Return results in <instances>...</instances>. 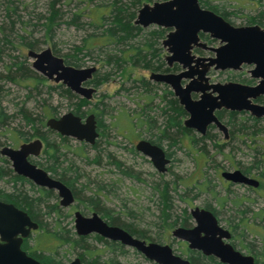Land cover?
Segmentation results:
<instances>
[{
  "label": "rangeland",
  "instance_id": "374dc122",
  "mask_svg": "<svg viewBox=\"0 0 264 264\" xmlns=\"http://www.w3.org/2000/svg\"><path fill=\"white\" fill-rule=\"evenodd\" d=\"M112 1L0 0V73L3 75L7 73L5 66L11 61H22L24 67L29 69L25 70L28 75L34 74L35 77L38 75L46 80L34 86L31 81L26 83L21 79L26 75L21 71V75L18 73L15 75L20 79L19 83L9 79L0 81L4 90L2 107L8 115H13L6 125L0 128V148L3 146L16 148L27 142L18 133H25L26 136L31 132L18 114L19 108H24L28 114L40 121H46L47 118L43 117V113L45 115L48 108L53 110L50 115L54 112L56 113L54 117H58L69 112L72 103L76 102L74 97L68 98L63 93V89L66 88L64 85H58L60 83H54L32 69V59L27 56L29 49L41 51L49 47L54 55L63 60L79 63L78 66L73 65L76 68L94 66L96 67L94 75H109L105 83L95 87L96 93L82 108L86 112L91 109L96 112L102 110L101 118L108 127L98 138L96 148L67 137L64 143L70 150L62 151L64 153L63 166L81 174L74 182L76 201L69 208H60L59 211L58 207V212L55 208L48 210L46 206H41L36 213V218L42 223V230L49 232L58 230L68 235L70 239H75L77 235L74 230L73 212L75 209L81 210L88 216L91 212H98L92 209L90 197H93L99 200V206L110 210L114 216L120 218V221L132 224L135 230L143 231L149 237L146 241L168 244L172 250L180 252L185 247L184 243L171 235L172 229L178 224L165 230L164 216L161 213L160 190L162 191L167 185L170 205L167 218L169 222L176 218L180 220L194 207L202 208L208 205L216 211L222 224L229 221L234 224L240 222L235 227L234 241L239 251L245 254H249V250L260 252L264 249V181L257 189L259 195L243 185L226 186L220 174L222 171L242 170L247 166H252L249 174L264 180V131L250 136L251 132L245 135L237 130L238 128L233 129V126L226 124L230 136L227 139L214 126L207 130L206 138L200 139L202 135L189 129L190 133L179 134L178 137L182 140L178 138L176 145H169L168 140H162L161 146L169 153L170 162L166 172L158 173L149 158L134 148L140 138L155 139L157 130L156 127L151 126L152 121H155L157 126L162 122L158 112L159 106L163 104L160 102V96L171 97L169 95V92H172L171 88L166 84L150 80L149 74L151 72H179L181 68L174 63L173 67L177 66V68L166 69L164 58L167 53L162 46V40L169 29H166L161 39H157L155 45L158 49L159 60L163 62L159 71L129 63L122 65L123 70L122 66L117 68L113 63L106 64L103 61V53L111 54L116 51L111 44L103 47L95 45L92 49L82 47L81 50H77L78 47L87 44L90 37L101 36L102 32L110 26L111 16L109 14ZM208 1L234 13L227 17L234 25H249L248 16L261 9L257 0ZM52 2L56 16L53 24L47 26L50 16L49 5ZM144 3H152V1L136 3L132 8L133 12L136 11L137 14L138 9ZM97 8L106 13L103 20H99L98 16H95L96 13L88 14L89 9L91 11ZM133 21L131 20V23ZM158 28L155 25L143 28L136 39L132 40L141 41L142 36L145 38L144 34L152 33ZM5 38L8 39L6 43L3 42ZM29 42L34 46L28 47L25 43ZM192 53L200 55L193 51ZM250 68L246 66L242 71H216L210 74V78L221 83L244 82L249 78ZM142 78L147 82L144 86H141L139 82ZM89 86L94 87L92 84ZM249 116L252 117L248 112H244V114L236 115V119L241 122H250L247 119ZM186 117L187 114L182 117V120ZM224 120L228 121L225 116ZM256 128L264 130V118L259 120ZM41 130L46 132L43 128ZM56 134L54 131L46 133L49 140L59 142ZM191 136L198 139L197 146L192 148L189 142ZM33 139L35 138H30L29 141ZM200 145L203 146V151L198 150ZM41 154L42 151L39 156L33 158L35 163H43ZM108 155L122 165L118 168L110 161L112 159ZM97 156H99V163H93L92 160ZM260 159L261 163L256 167L254 163ZM0 165L8 174V169H11L10 162L6 164L0 161ZM39 166L42 168L41 165ZM7 174L0 180V189L4 192L11 190L10 177L13 173ZM17 186L29 195L38 196L40 194L38 187L28 181L18 182ZM46 201L50 206L58 204V199L55 198ZM99 214L101 215V211ZM188 221L193 223L191 218ZM39 232L41 230L38 229L32 232L29 245L38 251L43 250L45 254L53 252L56 260H60L61 264L68 263L83 250L79 245L70 247L68 243L54 250L55 244L52 241H41V245H38L35 243V238ZM80 244L84 248L87 247L99 253L100 264L111 257L115 258L119 264H154L142 253L130 247L123 246L124 252L111 253L107 247L93 237H87ZM90 259L85 256V260ZM261 261L259 257L258 262ZM210 264L214 263L210 262Z\"/></svg>",
  "mask_w": 264,
  "mask_h": 264
},
{
  "label": "water",
  "instance_id": "95a60500",
  "mask_svg": "<svg viewBox=\"0 0 264 264\" xmlns=\"http://www.w3.org/2000/svg\"><path fill=\"white\" fill-rule=\"evenodd\" d=\"M134 24L146 28L151 25L169 29L162 46L166 50L168 67L174 63L179 72H151L149 79L168 85L187 117L183 125L187 129L204 135L210 125H214L228 138L227 126L218 119L215 111L224 109L248 112L254 118H264V104L255 100L264 96V27L257 24L233 26L210 9L200 6L198 0H162L144 3L138 9ZM199 32L207 33L219 41L216 47L207 46L199 38ZM193 47L208 50L213 55L205 57L192 53ZM32 59L31 67L48 80L61 83L72 93L88 100L96 89L85 83L92 77L96 67L76 68L52 53L49 47L41 51L28 50ZM242 65H253L249 70L254 85L227 81L209 82V71L238 70ZM183 81H186L183 83ZM198 94L193 98L192 94ZM45 125L61 136L71 137L93 145L98 137L93 114L84 119L69 111L59 117H49ZM43 147L39 138L24 142L18 148L2 147L0 155L11 161L13 171L39 187L57 191L59 204L67 206L74 200L72 190L42 169L28 161L29 156H37ZM135 149L150 159L159 173L166 171L169 158L164 149L141 139ZM221 177L233 184L249 187L258 186V181L239 169L222 171ZM190 216L195 224L191 228L176 226L171 235L184 240L188 247L212 255L225 264H254L251 254H245L232 247L225 239L230 238L227 229L221 227L213 213L205 208L194 207ZM38 224L29 215L10 203L0 201V264H47L26 254L20 247L22 238L28 236ZM74 230L78 236L91 233L110 241L119 242L143 254L156 264H193L188 259L173 253L168 244H160L139 239L124 228L110 225L96 212L85 216L74 212ZM66 264H85L74 257Z\"/></svg>",
  "mask_w": 264,
  "mask_h": 264
},
{
  "label": "trees",
  "instance_id": "16d2710c",
  "mask_svg": "<svg viewBox=\"0 0 264 264\" xmlns=\"http://www.w3.org/2000/svg\"><path fill=\"white\" fill-rule=\"evenodd\" d=\"M141 1H162V0H113L112 1V7L110 10V26L106 28L101 36H93L90 37L87 40V44H84L80 47H78L77 50H81L82 47L86 49H92L97 45L98 47H103L105 45H113V47L116 48V51H114L111 54L103 53L104 54V62L106 64L113 63L117 68L121 67L122 65H125L127 63L131 65H142L144 68L151 69L153 71H159L161 70V66L163 65V62L159 60V54L158 49L155 47L157 39H161L164 36V33L166 32L165 28L159 27L157 30H154L152 33L144 34L145 38L143 36L141 37V41L132 40L136 39L139 32L143 29L141 26L134 24L133 19L136 16V11L133 12L132 8L136 3H140ZM201 7L210 9L216 14L222 16L225 19H228L227 17L234 14L232 12L227 11L223 6L220 8L217 5L211 4L208 0H198ZM257 3L259 6H261V9L257 10V12L253 15L248 16L247 23L248 24H257L261 27H264V3H262V0H257ZM49 13L50 16L48 18L47 26H50L53 24V20L56 16V11L54 9L53 2L49 5ZM88 13L89 15L91 13H96L95 16H98L97 18L99 20H103L104 15L106 13L101 12L99 8L95 10L89 9ZM131 20L133 23H131ZM158 27V26H157ZM49 33V32H48ZM11 36V35H10ZM141 36V35H140ZM9 38V36L7 37ZM85 40V41H86ZM8 39H4L3 42H7ZM28 47H33L34 44L31 42L25 43ZM1 51V48H0ZM53 51L55 49L53 48ZM66 64L78 66L79 63H73L70 61L64 60ZM6 68V74L3 75L0 73V81L4 79H9L13 82H20V79L16 77L15 75L18 73L21 75V71L25 72V70H29L27 67H24V62L22 61H11ZM174 68H177V66H174ZM121 69H124V66L121 67ZM171 69V68H166ZM167 71V70H166ZM26 75L22 77L26 83H30V81L33 83L34 86H36L38 83H44L46 80L40 76H34V74H29L25 72ZM97 74H93L92 77L87 81V85H93L94 87H98L99 85L105 83L108 80L109 75L103 74L101 76H96ZM141 86H144V84H147L145 80L142 78L140 81ZM61 85V84H58ZM51 88V87H50ZM146 88V87H145ZM3 87L0 84V128H2L4 125L7 124L9 119L13 117V115H8L4 108L2 107V97H3ZM63 93L68 97H74L76 102L72 103V108L70 111H72L74 114H77L81 117H84L86 113L92 112L95 114L97 118L98 126L101 130L100 135H102V132L107 129L106 123L101 118V115L103 114V111L100 110L99 112L96 110H88L87 112L84 111L82 108L85 107L89 101L73 94L68 88L63 89ZM169 95L171 97L167 98L166 95L160 96V102L163 103L162 106H159V114L162 119V122L156 125L155 121H152V128L156 127L157 134H155V139H149L152 143H155L157 145L161 146L162 140H168L169 145H176L178 138L182 140L181 137H178L180 133L185 135L186 133H190V130L185 128L183 125L182 117L186 115V112L183 110L182 106L179 105L177 98L173 96L172 92H169ZM29 96V95H28ZM257 101H260L261 103H264V97H259ZM147 104L146 102L144 103ZM51 111H53L51 108L46 110V113L43 117L49 118L52 116H55L56 113L53 112V114L50 115ZM18 114L20 115L21 119L24 121V125H26L30 129V133L26 134V136L22 132H18L19 135L22 136L23 140L29 141L30 138H39L43 144L42 148V154L41 159H43V163L39 162L38 165H41L44 170L50 173V175L56 179H59L64 184H66L69 188L73 190L74 195L76 196V191L74 190V182L78 180V178L81 176V174L77 173L76 170H71V168L67 166H63V150L69 151L70 148L65 145V141L67 140V137L61 136L56 134V136L59 138V142L51 141L48 139L46 133L51 132L46 125L45 120L40 121L35 117H32L30 114L24 110V108L18 109ZM215 114L217 117L223 121V123L227 125H231V127L238 128L241 133L248 135L250 132V136L257 135L260 131H264L263 129L259 128L257 129V123L261 118H254V117H248L247 119L250 122H241L236 119V115L244 114V112H236V111H228V110H219L216 111ZM224 116L228 121L224 120ZM149 119V118H148ZM41 128L45 129L46 132L42 131ZM256 128V129H253ZM55 133V132H54ZM206 134V133H205ZM204 134V135H205ZM202 135L200 139L206 138V135ZM198 139H195L194 137H189L190 147L197 146ZM202 141V140H201ZM203 145V141L201 142ZM200 145L198 147L199 151H203V146ZM216 145V144H215ZM92 148H96V143L92 146ZM81 149V147H80ZM77 153V152H76ZM99 156L97 158L93 159V163H99ZM112 163H114L118 168L122 165L120 162L114 160L110 155H108ZM63 158V159H62ZM0 161L7 164V160L3 157H0ZM263 161V160H262ZM261 163V159L255 161L254 165L258 167V165ZM252 166H247L246 168H243L241 171L245 174H249L251 171ZM11 173V169H8V174ZM7 172L5 168L0 165V180L3 179ZM7 174V175H8ZM11 178V190L9 192L5 193V196L3 197L4 200H11L14 202L17 206L24 209L28 212V214L32 218H36V213L39 210L41 206H46V208L53 209L57 206V204H53V206H50L47 204V201L45 200V197L50 195V191L38 189L40 191L41 195L35 196L29 195L26 191H24L22 188L18 187V182L21 181H27L26 179L16 176L12 174ZM168 188L167 185L164 186V189L160 190V202L162 205L161 213L162 216H164L163 222L166 225L165 230L170 228L174 225H180L184 226L187 224L188 219L190 218V214H184V217L180 220L173 219L170 222L168 221V209L170 208V205L168 203ZM95 195V194H94ZM44 196V197H43ZM77 197V196H76ZM75 197V198H76ZM91 205L93 210H97L99 213L101 211V217L110 225H117L125 230H127L131 235L144 240H149V237L145 235V233L141 230H135L132 227V224L125 223L123 221H120V218L118 216H114L110 210H106V208L99 206V200L97 198H91ZM222 203V202H220ZM238 203V202H237ZM205 208L211 209L213 212L215 210L208 205L205 206ZM56 211V210H55ZM97 212V213H98ZM130 214V213H129ZM126 215L127 212H126ZM242 222V221H241ZM240 223V222H239ZM239 223H235V226H238ZM39 232L36 235V242L38 245H41V241H52L54 245V250L57 247V244L59 242V246L68 243L70 244V247H76L79 245V247L83 248L82 252L78 253V257L82 262L85 264H100V254L90 250L89 248H84L80 243L85 241L88 236H77L75 239H70L68 235L62 234L60 231L55 230L52 232L42 230L41 227H39ZM241 233H243L241 231ZM97 239L101 240V237L94 236ZM107 249L114 253L116 251L124 252V247L120 245L119 243L115 242H108L106 244ZM24 248L26 249L27 253L34 257L35 259L39 260L40 262L48 263V264H61V261L56 260L54 257V253L45 254L43 253V250H37L32 248L28 245V241L25 242ZM250 254L251 252L249 250ZM56 253V252H55ZM256 257V264H264V249H261L260 252H255ZM85 256L91 258L90 260H85ZM262 260L261 262H258V259ZM207 263V262H206ZM101 264H119L115 258H109L106 261H103ZM155 264V263H154ZM205 264V263H200ZM210 264V263H207Z\"/></svg>",
  "mask_w": 264,
  "mask_h": 264
},
{
  "label": "flooded vegetation",
  "instance_id": "af4514ba",
  "mask_svg": "<svg viewBox=\"0 0 264 264\" xmlns=\"http://www.w3.org/2000/svg\"><path fill=\"white\" fill-rule=\"evenodd\" d=\"M222 17V16H221ZM225 19V18H224ZM229 24H231V25H233V26H241V25H234L231 21H229L228 19H225ZM199 38H200V40L201 41H203V42H205L206 43V45L207 46H211V47H216V46H218L219 45V41L218 40H215V39H213V38H211L210 36H209V34H207V33H203V32H199ZM51 49V48H50ZM29 50H32V49H29ZM34 51V50H33ZM192 51L193 52H196V53H198V54H200L199 56H205V57H208V56H211V55H213V53L211 52V51H208V50H204V49H200V48H198V47H193V49H192ZM38 52V51H37ZM164 60H165V58H164ZM166 62V61H165ZM167 65V64H166ZM246 66H250L251 68H252V66L253 65H242L241 66V68L240 69H238V70H216V71H219V72H223V71H242L243 70V68H245ZM167 68H174L173 67V65L171 66V67H168L167 66ZM250 68V69H251ZM249 69V70H250ZM249 70H248V72H249ZM216 71H213V70H210L209 71V73H208V75H209V77H210V74H212V72L214 73V72H216ZM95 73V72H94ZM93 73V74H94ZM257 79H255V78H252L251 77V75H250V72H249V78L246 80V81H234V82H239V83H244V84H248V85H254V84H256L257 83ZM184 82H186V81H183V83ZM209 82H217V81H213L211 78L209 79ZM227 82V81H226ZM223 83V82H222ZM86 85H87V82L85 83ZM87 86H89V85H87ZM95 88V87H94ZM96 89V88H95ZM96 91H97V89H96ZM96 91H95V93H96ZM95 93H93V95L95 94ZM173 93V92H172ZM93 95H92V97H93ZM198 94H195V93H193L192 94V97H198L197 96ZM174 96V95H173ZM91 97V98H92ZM175 97V96H174ZM260 97H264V96H260ZM91 98L90 99H88V101H90L91 100ZM259 98V97H258ZM257 98V99H258ZM256 99V100H257ZM255 100V101H256ZM257 102V101H256ZM220 110H224V109H220ZM217 111H219V110H217ZM229 111V110H228ZM72 112V111H71ZM216 112V111H215ZM89 114H93L94 115V119H95V121H96V129H97V132H98V137H97V139L95 140V143L97 144V140H98V138L101 136L100 135V133H101V130H100V128H99V126H98V123H97V118H96V116H95V114L94 113H92V112H89L87 115H89ZM77 115V114H76ZM79 116V115H78ZM217 116V115H216ZM59 117V116H58ZM81 117V116H80ZM86 117V116H85ZM85 117H81L82 119H84ZM219 119V118H218ZM220 120V119H219ZM223 122V121H222ZM225 124V123H224ZM226 125V124H225ZM211 126H214V125H210L209 127H208V129L211 127ZM227 126V125H226ZM215 127V126H214ZM227 128H228V126H227ZM207 129V130H208ZM207 132V131H206ZM58 134V133H57ZM223 134V133H222ZM59 135V134H58ZM224 137V136H223ZM228 137H230L229 136V129H228ZM141 139H144V140H147V141H149V142H151L149 139H145V138H140V139H138L137 140V142L139 141V140H141ZM76 140V139H75ZM78 142H80V143H84V144H87V143H85V142H83V141H78ZM136 142V143H137ZM94 143V144H95ZM136 143H135V145H136ZM152 143V142H151ZM93 144V145H94ZM155 144V143H154ZM89 145V144H88ZM93 145H89L91 148H92V146ZM160 146V145H159ZM4 147V146H3ZM6 147H10V146H6ZM19 147V146H18ZM18 147H16V148H18ZM162 147V146H161ZM2 148V147H1ZM0 148V149H1ZM12 148V147H11ZM134 148H135V146H134ZM164 149V148H163ZM136 150V149H135ZM137 151V150H136ZM165 151V150H164ZM138 152V151H137ZM41 153V152H40ZM40 153L37 155V156H39L40 155ZM140 153V152H139ZM165 154H166V156L168 157L169 155V153H167L166 151H165ZM37 156H29L28 157V161H30L31 163H33V164H35V165H37V166H39L37 163H35V161L33 160V158L34 157H37ZM0 157H3V158H5L6 160H7V163H8V161L10 162V166H11V161L7 158V157H4V156H2V155H0ZM169 158V157H168ZM150 160V159H149ZM169 162H170V159H169ZM169 164V163H168ZM167 164V165H168ZM167 165H166V168H167ZM40 167V166H39ZM43 169V168H42ZM46 171V170H45ZM157 171V170H156ZM166 171H167V169H166ZM165 171V172H166ZM11 172L14 174V175H16V176H19V177H22V178H24V179H26L25 177H23V176H20V175H17L14 171H13V169H12V166H11ZM47 172V171H46ZM158 172V171H157ZM48 174H49V176H51L50 175V173L49 172H47ZM159 173V172H158ZM245 174V173H244ZM247 176H249V177H252L250 174H246ZM52 177V176H51ZM54 178V177H53ZM253 178H255L257 181H258V186H256V187H249V186H246V187H248V188H251V190H253L254 192H257L258 193V190L257 189H259V187H261L262 186V183H263V179H261L260 177H256V176H254ZM56 179V178H55ZM29 183H31V184H34L33 182H31L30 180H28V179H26ZM57 180H59V179H57ZM224 180V179H223ZM21 182H26V181H21ZM62 182V181H61ZM224 182L226 183V186L228 185H230V186H234V185H239V184H233V183H231V182H229V181H225L224 180ZM63 183V182H62ZM35 185V184H34ZM66 185V184H65ZM35 186H37V185H35ZM67 186V185H66ZM243 186H245V185H243ZM38 187V189H42V190H47V191H50L51 193H50V195H49V197L48 196H46L45 197V200H49V199H52V198H55V199H58V204H57V206L55 207V210L58 212V207H59V211L61 210L60 208H69V207H71L74 203H75V201H76V196L74 195V193H73V190H72V194H73V197H74V200H73V202L71 203V204H69V205H67V206H63V205H60L59 204V200H60V198H59V196H58V194H57V191H55V190H53V189H47V188H44V187H39V186H37ZM39 191V190H38ZM40 192V191H39ZM5 193L6 192H4V191H2L1 189H0V201L1 202H4V203H10V204H12L13 206H15L16 208H18V209H20V210H23V211H25L24 209H22V208H20L19 206H17L14 202H12L11 200H4L3 199V197L5 196ZM55 193V194H54ZM259 195H260V193H258ZM39 195H41V194H39ZM44 197V196H43ZM203 208H205V207H203ZM205 209H208V208H205ZM208 210H210L212 213H213V215L217 218V222H218V224L221 226V227H223V228H225V229H227L228 231H229V233H230V238L229 239H225V242H228V243H230L231 245H232V247L234 248V249H236V250H238V248L235 246V244H234V241H235V224L234 223H232L231 221H229V222H227L226 224H222L221 223V220H220V217L218 216V214L216 213V211L215 212H213L211 209H208ZM75 211H77V209H75L74 210V212ZM79 212H81L82 214H83V212L81 211V210H78ZM27 214H28V212L27 211H25ZM74 212H73V217H74ZM95 212V211H94ZM91 213H93V212H91ZM97 213V212H96ZM99 216H101L99 213H97ZM190 214V213H189ZM29 215V214H28ZM83 215H85V214H83ZM91 215V214H90ZM89 215V216H90ZM85 216H88V215H85ZM29 217H30V219L32 220V221H34V222H36L37 224H38V227L36 228V229H34V230H30V232H29V234H28V236L27 237H25V238H22V241H21V245H20V247H21V249L23 250V251H25L26 252V254H28L27 253V251H26V249L24 248V244H25V242L26 241H28V245H29V239H31V235H32V232L33 231H35V230H39V227H42V223L37 219V218H32L30 215H29ZM102 218V217H101ZM190 218L193 220V223L191 224V222H189V221H187V224L186 225H184L183 227H186V228H191L194 224H195V221H194V219L190 216ZM103 219V218H102ZM104 220V219H103ZM73 221H74V219H73ZM177 226H180V225H177ZM42 229V228H41ZM77 235V234H76ZM78 236V235H77ZM86 236H88V237H93L95 240H99V242H101L102 244H103V246L104 247H106V244L108 243V242H115V241H110V240H108V239H106V238H103V237H101L100 235H98V234H95V233H91V234H88V235H86ZM94 236H99V237H101V240L100 239H97V238H95ZM178 240H181V239H178ZM183 243H184V249L183 250H181L180 252H176V251H174L173 250V253H175V254H177V255H180L181 257H183V258H186V259H188L191 263H193V264H200V263H205V264H207V263H210V262H212V263H214V264H225V263H222V262H220L216 257H214V256H212V255H205V254H203L200 250H197V249H192V248H189L188 247V243L186 242V241H184V240H181ZM115 243H119V242H115ZM120 244V243H119ZM121 245V244H120ZM30 246V245H29ZM57 248H59V242H58V244H57ZM239 251V250H238ZM250 254V253H249ZM29 255V254H28ZM251 255L253 256V258H254V264H256V257H255V254H254V251L251 253ZM31 256V255H30ZM78 257V256H77ZM34 258V257H33ZM39 261V260H38ZM153 262V261H152ZM207 262V263H206ZM44 263V262H43ZM84 263V262H83ZM154 263V262H153ZM48 264V263H47ZM156 264V263H155Z\"/></svg>",
  "mask_w": 264,
  "mask_h": 264
}]
</instances>
